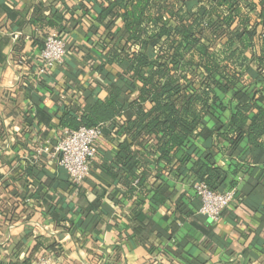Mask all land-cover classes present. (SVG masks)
<instances>
[{"label": "crops", "instance_id": "1", "mask_svg": "<svg viewBox=\"0 0 264 264\" xmlns=\"http://www.w3.org/2000/svg\"><path fill=\"white\" fill-rule=\"evenodd\" d=\"M54 11L72 27L61 34L68 52L62 65L39 74L44 39L66 24L46 25L42 18ZM95 25L77 0H0V264H264V150L248 156L246 139L230 158L213 137L215 163L229 171L226 189L236 194L215 222L197 213L192 172L175 178L174 168L156 170L139 156L147 181L133 193L134 162L126 172L113 167L114 131L105 129L95 145L83 183L58 167L53 148L65 131L62 113L85 112L118 83L117 66L96 70L103 58L94 42L104 29L95 34ZM124 92L128 117L138 93ZM195 146L188 171L204 153L203 142ZM183 157L178 151L171 166Z\"/></svg>", "mask_w": 264, "mask_h": 264}, {"label": "trees", "instance_id": "2", "mask_svg": "<svg viewBox=\"0 0 264 264\" xmlns=\"http://www.w3.org/2000/svg\"><path fill=\"white\" fill-rule=\"evenodd\" d=\"M77 8L96 24L95 34L104 29L94 42L103 58L96 70L117 66L120 84L106 86L83 113L66 110L59 128L104 125V132L114 131L119 142L113 167L126 172V163L134 162L133 193L147 181L136 165L139 156L156 170L174 168L175 178L192 172L195 184L212 192L231 190L229 171L215 163L213 137L230 158L243 139L248 156L264 150V0H77ZM43 19L50 28L56 19L67 21L55 11ZM61 25L60 37L71 32ZM134 87L138 97L126 117L121 96ZM199 140L203 156L188 171L184 164ZM178 151L184 159L171 166Z\"/></svg>", "mask_w": 264, "mask_h": 264}, {"label": "built area", "instance_id": "3", "mask_svg": "<svg viewBox=\"0 0 264 264\" xmlns=\"http://www.w3.org/2000/svg\"><path fill=\"white\" fill-rule=\"evenodd\" d=\"M67 44L58 34L46 36L39 57V74H44L58 65H62L67 56ZM104 133V126L81 127L76 131H63L53 148L58 167L75 184L83 183L90 174L92 160L95 157V145ZM43 152H48L47 146ZM138 180L134 183L137 184ZM193 191L200 202L198 214L210 221H217L222 212L232 206L235 191L215 193L203 184H194ZM41 264H49L47 261Z\"/></svg>", "mask_w": 264, "mask_h": 264}]
</instances>
